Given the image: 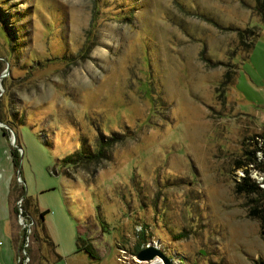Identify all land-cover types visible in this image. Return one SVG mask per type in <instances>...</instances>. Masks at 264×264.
<instances>
[{"label":"rangeland","instance_id":"obj_1","mask_svg":"<svg viewBox=\"0 0 264 264\" xmlns=\"http://www.w3.org/2000/svg\"><path fill=\"white\" fill-rule=\"evenodd\" d=\"M258 2L0 0L17 46L0 30V123L14 121L15 182L49 209L62 256L35 239L34 213L28 264H161L135 254L156 241L176 264H261L260 223L234 189L245 149L264 157ZM115 134L105 155L63 167L81 139L95 150Z\"/></svg>","mask_w":264,"mask_h":264},{"label":"trees","instance_id":"obj_2","mask_svg":"<svg viewBox=\"0 0 264 264\" xmlns=\"http://www.w3.org/2000/svg\"><path fill=\"white\" fill-rule=\"evenodd\" d=\"M258 5L256 6V9L259 12L263 13L264 17V0H258ZM0 30L4 32V35L6 37V41L9 42L10 44V56L11 52L14 51V48L17 46L12 43V37L6 30V25L0 21ZM245 35V31H242V36ZM17 44V43H16ZM252 44V42H251ZM232 75L231 72L228 71L226 78L224 81L221 83L222 86L225 84H228L231 82ZM0 120H2L0 118ZM13 120H10V124L12 126ZM13 127V126H12ZM5 131H9L7 128H5ZM17 133V132H16ZM18 135V134H17ZM116 134L112 135L111 137H107L108 139L104 140L103 136L99 138V146L95 150H92L88 146V142L86 141L87 139H81V146L77 149H75L73 152L66 154L62 158V164L63 167H67L69 165H82L85 166L86 164H89L93 159L99 158L103 155H105V143L107 141L108 144H110L112 141L118 140L116 138ZM83 141V142H82ZM17 143L19 144L18 146L21 145L19 142V137H17ZM18 146H13L12 147V153H13V161H14V167L16 173L18 172V168L20 165V149ZM22 147V145H21ZM258 149H263L260 148L259 146L256 147L255 149H245V159H238L237 160V165L239 167H244V174L240 177V179L235 180V185L234 189L237 193L243 194L247 197V212L248 215L252 218H255L259 221L260 223V231L262 235L264 236V186H262V183H264V157L263 159L259 160L257 157L256 152ZM63 168L64 173H66V169ZM257 170L261 175H263V179H259L257 177L252 176V171ZM22 176V175H21ZM16 179V178H15ZM23 179V177H22ZM10 196L12 201H17L19 198H23L22 201V207L24 209V213L28 214V217H32L33 214L35 213L37 215L38 219V226L41 228L43 231V236H40V233L38 230H35V239H41L45 240L50 246L52 251L54 252V257L55 258H60L62 257L61 254L56 250V242L54 239L50 236V234L47 231L46 225H45V216L49 209H41L38 199L36 196L29 194L26 190V186L24 183H18L14 182L11 185L10 189ZM14 210L16 213L19 212V206L17 203L14 205ZM32 215V216H30ZM24 244V243H23ZM22 244V247H23ZM143 248L142 245L137 247V252ZM22 249V248H21ZM78 249H85L88 251L93 257H99L100 255L96 252L94 246L92 245L91 242H86L81 236L78 238ZM22 251V250H21ZM32 254L35 252L32 250ZM29 255V254H28ZM19 264H22V260H19ZM261 264H264V260L261 261Z\"/></svg>","mask_w":264,"mask_h":264},{"label":"crops","instance_id":"obj_3","mask_svg":"<svg viewBox=\"0 0 264 264\" xmlns=\"http://www.w3.org/2000/svg\"><path fill=\"white\" fill-rule=\"evenodd\" d=\"M5 126L0 123V264H19L25 228L20 221L17 222L15 201L10 196L11 185L18 173L15 171L12 153V147L16 145L12 142L10 128H7V132Z\"/></svg>","mask_w":264,"mask_h":264},{"label":"water","instance_id":"obj_4","mask_svg":"<svg viewBox=\"0 0 264 264\" xmlns=\"http://www.w3.org/2000/svg\"><path fill=\"white\" fill-rule=\"evenodd\" d=\"M8 125V124H6ZM8 128H10V131L12 132V142L13 144H15L16 146H18V144L16 143V133L14 131V129L12 127H10L8 125ZM21 151H22V147L18 146ZM18 176H20L21 173V166L19 165L18 168ZM157 255H159L162 258V262L161 264H176L174 260H172L171 257H169L160 247L154 245V244H149L146 247L141 248L138 252H137V257L143 260H150L152 258H155Z\"/></svg>","mask_w":264,"mask_h":264},{"label":"built area","instance_id":"obj_5","mask_svg":"<svg viewBox=\"0 0 264 264\" xmlns=\"http://www.w3.org/2000/svg\"><path fill=\"white\" fill-rule=\"evenodd\" d=\"M19 149H20V148H19ZM20 150H21V149H20ZM21 201H22V198H20V199L18 200V206H19L18 217H19V221H20V223L23 224V226H24V228H25V231H26V233H25L26 239L24 240V244H23V247H22V251H23L22 254H23V256H21V257H25V256H26V258L22 260V264H28V261H29L30 257H29V255H28L27 247H28L29 244H30L29 234H30L31 231H32V225L34 224V219H31L30 217H27L28 214H27L26 216L24 215V211H23V207H22V203H21ZM0 242H1V241H0ZM149 244H154V245H156V246L162 248V247H161L162 245H161L159 242H157V241H156L155 243H151V242L145 243V244L142 245V247H146V246L149 245ZM21 257H20V258H21ZM136 258H137V257H136ZM20 260H21V259H20ZM174 261H175V260H174Z\"/></svg>","mask_w":264,"mask_h":264},{"label":"bare ground","instance_id":"obj_6","mask_svg":"<svg viewBox=\"0 0 264 264\" xmlns=\"http://www.w3.org/2000/svg\"><path fill=\"white\" fill-rule=\"evenodd\" d=\"M160 257V256H159ZM155 259V258H154ZM143 261H147V260H143ZM150 261V260H149ZM159 262H160V259L158 258V259H156V260H154V261H151L150 263H146V264H159ZM177 262L180 264V261L179 260H177Z\"/></svg>","mask_w":264,"mask_h":264}]
</instances>
